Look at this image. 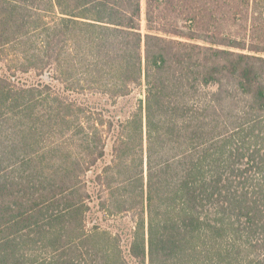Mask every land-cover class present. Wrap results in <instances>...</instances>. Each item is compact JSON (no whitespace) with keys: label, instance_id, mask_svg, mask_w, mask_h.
<instances>
[{"label":"trees","instance_id":"1","mask_svg":"<svg viewBox=\"0 0 264 264\" xmlns=\"http://www.w3.org/2000/svg\"><path fill=\"white\" fill-rule=\"evenodd\" d=\"M0 264H264V0H0Z\"/></svg>","mask_w":264,"mask_h":264},{"label":"rangeland","instance_id":"2","mask_svg":"<svg viewBox=\"0 0 264 264\" xmlns=\"http://www.w3.org/2000/svg\"><path fill=\"white\" fill-rule=\"evenodd\" d=\"M143 6H144V0H143ZM142 27L144 29L145 26V15L143 11V16H142ZM11 50H8L10 53ZM74 74L76 72H73ZM23 78H28L30 81L38 80V76L36 75L35 72L29 74V75H21ZM43 80L51 82L54 87L60 91L62 94L67 95L70 99L81 103L82 105H85L89 108L95 109L102 111L103 114L107 118H112L115 120V123H117L118 119H124L130 113L134 110L135 105H136V93L130 97V98H125V99H120L118 100L117 104L111 103V100L107 98L106 96L98 95V94H78L75 92H69L64 89V86L60 84L59 82L54 81L49 75H45L43 77ZM141 98H143V95H140ZM103 131L107 130V127H101ZM118 132H115L117 134ZM113 140V139H112ZM112 140L110 141L108 150H111V145H112ZM90 177H93V175H90ZM97 215H94L95 218H98ZM100 216V215H99ZM101 221V219H98ZM106 224V223H104Z\"/></svg>","mask_w":264,"mask_h":264}]
</instances>
